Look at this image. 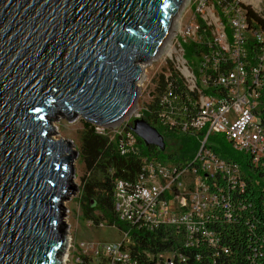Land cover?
Here are the masks:
<instances>
[{
  "label": "water",
  "instance_id": "1",
  "mask_svg": "<svg viewBox=\"0 0 264 264\" xmlns=\"http://www.w3.org/2000/svg\"><path fill=\"white\" fill-rule=\"evenodd\" d=\"M183 1L0 0V264L63 263L79 151L55 137L56 113L102 127L130 115ZM130 129L165 150L145 119Z\"/></svg>",
  "mask_w": 264,
  "mask_h": 264
},
{
  "label": "built area",
  "instance_id": "2",
  "mask_svg": "<svg viewBox=\"0 0 264 264\" xmlns=\"http://www.w3.org/2000/svg\"><path fill=\"white\" fill-rule=\"evenodd\" d=\"M237 4L227 12L229 24H225L213 0H199L198 18L195 16L180 31L181 42L172 68L187 90L197 96V115L191 125L198 134L199 149L190 165L151 160L135 182L118 181L114 209L118 221L125 225L121 232L117 229L122 240L102 246L73 243L69 238L62 264L185 262L173 250H140L131 238L132 232L141 234L161 227H183L189 235L186 246H192V241L201 236L211 239L207 217L217 196L207 181L219 179L233 187L240 182V176L236 164L214 153L210 137L223 136L233 149L248 154L255 164L264 159V126L259 118L264 109V28L250 31L244 8ZM188 44L204 48L195 58L196 63L185 58L184 46ZM249 47L254 60L246 59ZM151 100L149 97L142 107L137 105L132 117L142 118ZM123 120L106 127L95 125L96 132L107 136L109 142H117L120 137L121 155L136 154L137 137L133 132L125 134L128 124L120 126Z\"/></svg>",
  "mask_w": 264,
  "mask_h": 264
},
{
  "label": "trees",
  "instance_id": "3",
  "mask_svg": "<svg viewBox=\"0 0 264 264\" xmlns=\"http://www.w3.org/2000/svg\"><path fill=\"white\" fill-rule=\"evenodd\" d=\"M213 2L225 24H229L227 12L238 2L237 5L244 8L248 29L264 28V19L249 5L237 0ZM208 36L209 32L206 40ZM184 50L185 58L196 63L195 58L204 48L188 44ZM254 56L249 47L246 59L254 60ZM151 97L142 118L163 136L164 151L154 146L146 147L137 137V153L121 155L120 137L116 138L117 142H109L107 136L96 132L95 125L83 121L79 155L85 172L79 185L78 202L82 218L92 226L107 225L121 232L125 225L118 221L114 209L115 184L118 181L135 182L151 160L189 166L199 149L198 134L191 125L197 115V96L187 90L171 65L158 75ZM161 97L166 100L163 102ZM259 118L264 126V109ZM130 127L129 123L125 134H132ZM210 139L214 153L226 162L236 164L240 176V182L233 187H227L219 179L207 181L217 196L207 217L211 239L201 236L192 241V246H186L189 235L183 227H161L141 234L132 232L131 238L140 250H173L181 254L185 262L176 264H264V159L255 164L248 154L233 149L223 136L214 135ZM168 141L175 143L174 151L166 150Z\"/></svg>",
  "mask_w": 264,
  "mask_h": 264
},
{
  "label": "rangeland",
  "instance_id": "4",
  "mask_svg": "<svg viewBox=\"0 0 264 264\" xmlns=\"http://www.w3.org/2000/svg\"><path fill=\"white\" fill-rule=\"evenodd\" d=\"M244 5H249L251 9L264 19V0H237ZM199 0H185L182 8L180 9L169 36L168 42L160 51V53L149 63L144 66V76L138 86V102L135 108L145 105V101L151 97L155 82L158 75L161 74L167 66H172L174 63L176 53L179 50L180 31L184 29L186 25L197 15L196 9L198 7ZM197 17V16H196ZM198 18V17H197ZM200 19V17H199ZM169 52H171L169 54ZM133 113V111H132ZM132 113L128 115L120 126L124 124H132L134 117ZM54 125L57 127L56 138L63 137L70 139L74 142L75 148L79 151L80 136L83 129V120L81 117H77L72 121L66 120L60 113H56V119ZM212 141V139H210ZM213 143V142H211ZM168 151H174L177 147L174 142H167ZM75 178L74 181L77 185H80L81 178L84 175L85 169L80 155L74 162ZM79 192L72 195L65 203V218L66 232L71 238V241L80 243H92L96 245H107L113 242H120L122 236L119 234L116 228L100 225L98 227L91 226L81 216L79 208Z\"/></svg>",
  "mask_w": 264,
  "mask_h": 264
},
{
  "label": "bare ground",
  "instance_id": "5",
  "mask_svg": "<svg viewBox=\"0 0 264 264\" xmlns=\"http://www.w3.org/2000/svg\"><path fill=\"white\" fill-rule=\"evenodd\" d=\"M184 1H185V0H184ZM184 1H183V3H182V6H183V4H184ZM182 6H181V8H182ZM177 15H178V14H177ZM177 15H176V17H177ZM176 17H174V19H173V22H172V26H171L170 32H169V34H168L167 39L164 41V43H162L161 49H162L163 47H165V45H166L167 42H168V39H169V36H170V34H171L172 27H173V24H174V21H175ZM170 53H171V52H169V54H170ZM150 62H151V61H150ZM148 63H149V62H148ZM145 64H147V63H145ZM145 64H142V67H143V68H144ZM120 122H121V121H120ZM116 124H119V122L116 123ZM78 186H79V185H78Z\"/></svg>",
  "mask_w": 264,
  "mask_h": 264
}]
</instances>
